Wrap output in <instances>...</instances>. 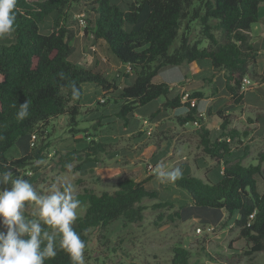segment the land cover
I'll use <instances>...</instances> for the list:
<instances>
[{"label":"trees","instance_id":"16d2710c","mask_svg":"<svg viewBox=\"0 0 264 264\" xmlns=\"http://www.w3.org/2000/svg\"><path fill=\"white\" fill-rule=\"evenodd\" d=\"M74 3L90 9L94 18L87 23L85 33L91 32L96 40H103L121 63L130 66L135 74L131 84L119 87L115 78L108 79L84 63L70 60L74 32L66 27L65 20ZM263 3L264 0H130L120 9L112 0H18L14 39L0 42V173L11 170L15 178L17 170L30 164L36 139L41 142L39 150L48 146L42 141L51 119L65 115L72 130H77L74 127L81 110L84 83L99 86L103 95L118 102L116 115L124 120L138 106L163 96L164 101L152 115L184 105L187 111L178 116V121L185 124L196 120L197 107L190 101L202 98V92L189 93L187 100L182 101V95L170 96L171 85L154 82L153 78L162 67L186 62L194 69L199 60L207 59L215 71L223 72L226 104H240L245 93L241 89L245 76L264 83V75L255 69L257 48L250 35ZM49 15H53L50 32L41 33L40 26ZM193 24L197 38L190 40ZM175 40L178 44L170 50ZM203 41L206 46H200ZM73 84L80 91L78 99L71 95ZM115 91L118 93L114 94ZM25 100L29 101V115L19 120L16 113ZM223 112L217 111L218 137L211 139L203 126L198 129L202 151L217 163L223 162L220 180L214 183L182 174L180 179L169 183L183 189L194 207L224 210L230 215L235 212L239 237L246 240L244 255H251L264 250V192L256 191L255 181L257 175L264 180V169L260 163L244 166L240 161L225 158L231 150L230 141L239 132L231 126L230 115ZM32 134L36 139L31 144ZM15 143L23 145L24 154L7 158L5 152ZM102 149L101 142L90 140L85 153L90 156ZM78 152L71 149L59 153L58 160L67 165L81 159ZM260 158L264 160V155ZM147 180L126 177L118 179L112 190L96 193L85 189L76 194L84 211L73 227L86 247L90 229L105 230L118 218L127 223L143 219L146 209L143 201L158 196L156 190L145 187ZM152 207L171 208L172 204L160 201ZM25 214L30 219H39L38 214ZM161 216L162 212L159 219ZM48 231L55 240L57 255L45 264H71L69 256L59 248V234L50 227ZM200 251L221 264H234V259L241 256L221 252L214 256L204 248ZM170 253L169 264H191L194 255L191 248L179 244L172 245ZM247 264L256 263L250 257Z\"/></svg>","mask_w":264,"mask_h":264},{"label":"rangeland","instance_id":"374dc122","mask_svg":"<svg viewBox=\"0 0 264 264\" xmlns=\"http://www.w3.org/2000/svg\"><path fill=\"white\" fill-rule=\"evenodd\" d=\"M129 1L112 0L120 9H124L126 2ZM79 11L86 13L87 23L93 20L92 12L84 5L74 3L69 9L65 24L77 34L71 41L70 60L89 64L90 54L93 58L102 57L101 63H109L110 54L105 50L103 43L83 35L82 29L77 26L75 14ZM258 15V24L262 28L259 29L256 25V29L252 27L251 40L257 48L255 65L260 72H264V24H260V18L264 17V3L260 5ZM51 17L52 15H49L44 19L40 26L41 33L50 32ZM12 37L11 33L0 38V42L3 40L11 42L14 39ZM189 37L190 40L197 38L195 24L191 27ZM92 42L96 45L95 52L89 49ZM177 44L178 40H175L170 50ZM206 45L205 41L200 44ZM91 66L89 64L90 68ZM108 67L103 69L101 74L108 79L115 78L118 85L124 86L134 81L133 72L128 74L126 81L122 80L124 76H115L117 71L123 70V66L114 67L112 70ZM184 76L193 78L192 87L201 90L202 97H205L198 99L200 109L205 107L204 110H198L203 112V117L198 118L196 115L199 126L193 124V121L179 123L178 116L187 111L184 105L152 115L164 101L163 96L138 106L127 116V120H124L116 115L118 102L106 95L105 103L98 104L97 99L102 95L100 87L91 82L84 83L81 110L77 116V125L74 127L77 130H72L73 127L65 115L51 119L42 141L48 146L39 150L41 142L36 139L37 146L33 150L30 164L16 171L17 176L23 179L26 177L25 179L40 194H48L54 187L62 188L65 182L74 186L75 195L85 189L100 193L112 190L118 179L126 177L136 181L148 179L145 187L158 192L157 198L143 201L146 209L141 221L127 223L118 218L105 230L90 229L89 242L84 253L85 264H169L170 249L175 244L189 247L194 251L191 264H221L207 257L206 252L200 251L202 248L214 256L220 252L228 255L240 254L239 258L234 259V264H247L250 257L256 264H264V250L244 255L247 249L246 240L239 237V230L234 223L235 212L230 215L220 210L194 207L183 189L175 188L169 182L161 183L156 176L152 177L158 166L167 171L179 167L182 174L218 182L221 178V164L215 163L202 151L198 129L203 126L209 131L211 139L218 137L220 119L217 111L220 109L224 110L223 114L230 115L231 126L239 132L235 139L230 141L231 150L225 158L232 162L240 161L244 166L260 163L264 169V160L260 158L264 155V109H251L248 106L264 105L262 90L264 86L258 83L254 88L247 90L244 96L245 105L226 104L223 77L212 68L207 59L199 60L196 70L189 69L186 62L162 67L153 81L169 84L176 80H184ZM251 81L255 80L251 78ZM177 92L178 87L172 86L170 96L176 95ZM117 93L118 91H115L114 94ZM208 104L211 107L208 108ZM244 131L247 134H244ZM90 140L101 142L103 149L86 156L85 147ZM23 149L21 143H15L7 149L5 155L7 158L19 157L24 154ZM71 149L79 151L77 155L81 159L71 161L67 164L71 165L68 168L58 160V156L59 153ZM255 181L256 191L262 194L264 180L257 175ZM5 187H10V183L0 184V190ZM160 201H168L172 207H152ZM83 211L84 208L79 207L78 215ZM25 212L38 214V208L35 205H28ZM160 212L161 219L158 217ZM197 228H200V231ZM195 252H199L200 255Z\"/></svg>","mask_w":264,"mask_h":264},{"label":"clouds","instance_id":"9594fccd","mask_svg":"<svg viewBox=\"0 0 264 264\" xmlns=\"http://www.w3.org/2000/svg\"><path fill=\"white\" fill-rule=\"evenodd\" d=\"M17 2L0 0V38L15 30ZM71 95L74 99L80 96L75 84ZM29 106L27 100L20 103L17 119L23 120L29 115ZM155 175L161 183H174L182 177V170L177 167L167 171L158 166ZM9 183L10 187L0 190V264H45L54 258L57 246L48 227L59 234V248L69 256L71 264H85L86 242L73 227L81 205L74 186L65 182L62 188L54 187L48 194H40L26 179L13 178L11 170L0 173V184ZM28 205L38 208L39 219L26 216Z\"/></svg>","mask_w":264,"mask_h":264},{"label":"crops","instance_id":"0c3cea01","mask_svg":"<svg viewBox=\"0 0 264 264\" xmlns=\"http://www.w3.org/2000/svg\"><path fill=\"white\" fill-rule=\"evenodd\" d=\"M260 7V6H259ZM259 10V9H258ZM93 18H94V15H93ZM261 20V23L260 24H264V17H262V18H260ZM66 20H67V17H66ZM66 20H65V23H66ZM51 21H53V15H52V17H51ZM52 23V22H51ZM66 25V24H65ZM255 25H256V27L257 28H262V27H260V25L258 24V21H256L255 23H253L252 24V26H251V29H250V35H251V38H252V27L254 26V28H255ZM66 27H67V25H66ZM51 28V27H50ZM68 28V27H67ZM256 29V28H255ZM264 33V32H263ZM76 35L77 34H75L74 33V36H73V38H72V41L74 40V38H76ZM98 42H101V43H103V45H104V47H105V50L110 54V58H109V63H101V61H100V59H103L102 57L100 58V57H98V56H95V58H93V55H90L89 54V64H90V66H91V64H93V66H91L92 67V69L93 70H95V71H98V72H100V73H103V69H106L108 66V68L110 69V70H112V68H114V67H120V66H123L124 64L123 63H121L115 56H113L112 54H111V52L107 49V47H106V44H105V42L103 41V40H101V39H98ZM251 42H252V40H251ZM253 43V42H252ZM95 54V53H94ZM114 58H116V60L114 59ZM90 61H92V62H90ZM83 64V63H82ZM85 65H87V67H89V64H86V63H84ZM90 68V67H89ZM188 68L190 69V67H189V65H188ZM198 68V62H197V65H196V68H194V69H192V70H196ZM255 69H256V71L258 72V73H260V74H263L264 75V72H260L259 70H258V68H257V66L255 65ZM220 73H221V75H222V77H223V72L222 71H219ZM157 75V74H156ZM127 76L128 75H124V78L122 79L123 81H126V79H127ZM193 77V76H192ZM154 79V78H153ZM193 78H188L187 76H184V80H176V81H173V82H170L169 83V85H172V86H177L178 87V92L176 93V95L178 94V95H183L184 93H189V92H194V91H199V89H195V88H193L192 87V84H193ZM258 84V83H257ZM260 85H263L264 86V83H259ZM200 85H202V83H200ZM119 87H122L121 85H118ZM223 86H224V78H223ZM263 88V87H262ZM225 90V89H224ZM263 91H264V88L262 89ZM201 91V90H200ZM226 92V91H225ZM246 92V91H245ZM226 98H227V101H228V96H227V93H226ZM244 96H245V93H244ZM205 97L203 96L202 98H200V99H204ZM209 99H212V97H209ZM182 101H184V100H182ZM195 101V104H196V107H197V111L198 110H204L205 109V107L202 109H200V107H199V102H198V99H195L194 100ZM245 100H244V98H243V100H242V102L240 103V104H244L245 105V102H244ZM206 106V105H205ZM249 106V108H251V109H260V108H263L264 109V105H262V106H252V105H248ZM247 105H246V107H248ZM207 107L209 108V107H211L209 104L207 105ZM176 112V111H175ZM201 112V111H200ZM203 113V112H202ZM261 117H263V116H261ZM264 118V117H263ZM257 121H258V119H257ZM258 125V124H257ZM211 138V137H210ZM214 162L215 163H217L215 160H214ZM220 164H221V169H222V167H223V162L221 161L220 162ZM207 174H208V172H207ZM170 185H172V184H170ZM173 186V185H172ZM189 201H190V198H189ZM190 204H191V201H190ZM192 205V204H191ZM200 209H202V208H200ZM204 209H207V208H204ZM207 210H214V209H207ZM221 212H225L224 210H220ZM226 213V212H225ZM236 216H237V214L235 213V218H236Z\"/></svg>","mask_w":264,"mask_h":264},{"label":"built area","instance_id":"2783aa9c","mask_svg":"<svg viewBox=\"0 0 264 264\" xmlns=\"http://www.w3.org/2000/svg\"><path fill=\"white\" fill-rule=\"evenodd\" d=\"M75 18L77 20V26L80 27L82 29V34L83 35H88L89 37L91 38H94L93 34L91 32H87L85 33V27L87 25V21H86V13L84 11H79L75 14ZM89 49L92 51V52H95L96 51V45L94 42H92L90 45H89ZM263 55H264V51H263ZM123 70H119L115 73V76L117 77H123L124 75H128L131 73V68L129 65L127 64H124L123 67H122ZM257 85V82L254 81L252 82L251 81V78L248 77V76H245L243 79H242V82H241V89L243 91H247V90H250L252 88H254L255 86ZM104 96L105 95H101L100 97H98L97 99V103H104L105 102V99H104ZM187 96L188 94L187 93H184L182 95V99L184 101L187 100ZM191 105H194L195 104V101L194 99L190 101ZM204 114L202 112H198L197 113V117L200 118V117H203ZM198 118H196V120L193 121V124L199 126V122H198ZM34 139H36V136L34 134L31 135V144L34 142ZM250 217H252V214L250 215ZM197 230L200 231V228H197Z\"/></svg>","mask_w":264,"mask_h":264}]
</instances>
